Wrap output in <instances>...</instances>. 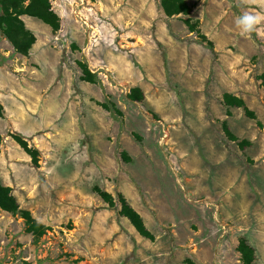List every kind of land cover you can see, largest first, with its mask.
<instances>
[{"label":"rangeland","instance_id":"obj_1","mask_svg":"<svg viewBox=\"0 0 264 264\" xmlns=\"http://www.w3.org/2000/svg\"><path fill=\"white\" fill-rule=\"evenodd\" d=\"M45 2L28 55L0 5V182L43 225L0 207V264H264V0Z\"/></svg>","mask_w":264,"mask_h":264},{"label":"trees","instance_id":"obj_2","mask_svg":"<svg viewBox=\"0 0 264 264\" xmlns=\"http://www.w3.org/2000/svg\"><path fill=\"white\" fill-rule=\"evenodd\" d=\"M24 1L26 0H0V5L3 8V15L1 17L2 24L5 25L4 33L12 41L16 50L23 53L24 55L29 54V49L32 43L35 41V35L26 28L24 21L21 19L22 14H30L37 16L47 22H50L45 13L46 2L45 0H30L29 3L25 6ZM166 12L171 9L165 6ZM179 10V9H178ZM182 11V9H181ZM89 75L91 73L89 72ZM89 77L93 81H97L96 75H91ZM264 78V76H263ZM243 103V102H242ZM244 105V104H243ZM247 110V107L244 105ZM3 111V106L0 102V113ZM248 111V110H247ZM100 195L105 199L109 200L111 196L106 192L99 191ZM121 214L128 217L131 223L135 228L145 237H152L153 235L147 229L143 217L140 213L135 210L125 198H121ZM0 207L7 211L19 212V205L15 197L11 194L10 189L0 182ZM25 217L26 225L33 231L37 230L38 226H43L35 218L32 217L29 211H21ZM239 251L242 254L244 264H254V254L253 249L244 239L240 240Z\"/></svg>","mask_w":264,"mask_h":264},{"label":"clouds","instance_id":"obj_3","mask_svg":"<svg viewBox=\"0 0 264 264\" xmlns=\"http://www.w3.org/2000/svg\"><path fill=\"white\" fill-rule=\"evenodd\" d=\"M264 19L258 12L243 11L236 19L235 24L242 33H249L256 30V26Z\"/></svg>","mask_w":264,"mask_h":264}]
</instances>
